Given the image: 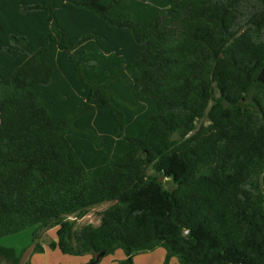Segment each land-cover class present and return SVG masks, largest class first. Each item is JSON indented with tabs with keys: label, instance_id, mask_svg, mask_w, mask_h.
<instances>
[{
	"label": "trees",
	"instance_id": "trees-1",
	"mask_svg": "<svg viewBox=\"0 0 264 264\" xmlns=\"http://www.w3.org/2000/svg\"><path fill=\"white\" fill-rule=\"evenodd\" d=\"M53 228L88 264H264V0H0V238Z\"/></svg>",
	"mask_w": 264,
	"mask_h": 264
},
{
	"label": "rangeland",
	"instance_id": "rangeland-1",
	"mask_svg": "<svg viewBox=\"0 0 264 264\" xmlns=\"http://www.w3.org/2000/svg\"><path fill=\"white\" fill-rule=\"evenodd\" d=\"M111 205L112 203H107L93 209L86 217L79 219L77 221V227H81L87 224H92L95 226L98 225L100 223L99 213L107 209ZM36 231L37 229H29L18 235L0 238V246L1 247L14 246L15 247L14 249H16L17 252L22 255L23 263L24 261H26V259L29 260L28 256L31 253L30 252L31 250H29L28 247L29 246L34 247V245L37 242H39L44 247V252L34 251L32 254V258L28 261L31 264H88L93 258L92 255H83V256L65 255L57 249L56 250L50 249L48 247V244L51 241L57 239V228L39 231V238L37 241H34V234L36 233ZM19 236H25L28 240H26L24 237H19ZM120 256L126 258L125 253L121 249L115 251L113 254L104 256L102 260L104 259L110 260L113 257L119 258ZM166 256H167L166 250L163 247H159L153 251L136 255L134 261L136 259L138 264H164ZM2 264H7V263L4 262ZM169 264H180V263L177 257H172L169 260Z\"/></svg>",
	"mask_w": 264,
	"mask_h": 264
},
{
	"label": "crops",
	"instance_id": "crops-1",
	"mask_svg": "<svg viewBox=\"0 0 264 264\" xmlns=\"http://www.w3.org/2000/svg\"><path fill=\"white\" fill-rule=\"evenodd\" d=\"M23 235H25V234H23ZM9 237H11V236H9ZM19 237H24L26 240H28L25 236H19ZM6 247H12V248H15L14 246H6ZM34 247H35V245H34ZM34 247H32V246H29L28 247V249L29 250H31L29 253V256H28V258H29V260L32 258V254H33V252L35 251V249H34ZM58 250V249H57ZM46 254V253H45ZM125 257H122V256H120L119 258H115V257H113L112 259H110V258H107V259H110V260H106V259H104V260H102L99 264H120L119 262L120 261H122V259H124ZM28 259H26V261H24V263H23V260H22V264H26L28 261H29ZM135 264H138V262L136 261V259H135Z\"/></svg>",
	"mask_w": 264,
	"mask_h": 264
},
{
	"label": "water",
	"instance_id": "water-1",
	"mask_svg": "<svg viewBox=\"0 0 264 264\" xmlns=\"http://www.w3.org/2000/svg\"><path fill=\"white\" fill-rule=\"evenodd\" d=\"M104 255H105V253H101L100 255H98L97 256V261H99Z\"/></svg>",
	"mask_w": 264,
	"mask_h": 264
}]
</instances>
